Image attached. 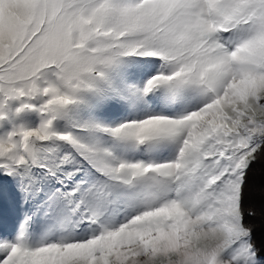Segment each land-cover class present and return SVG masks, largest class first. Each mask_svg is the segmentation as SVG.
I'll return each mask as SVG.
<instances>
[{
  "label": "snow or ice",
  "instance_id": "obj_1",
  "mask_svg": "<svg viewBox=\"0 0 264 264\" xmlns=\"http://www.w3.org/2000/svg\"><path fill=\"white\" fill-rule=\"evenodd\" d=\"M258 171L264 0H0V264H264Z\"/></svg>",
  "mask_w": 264,
  "mask_h": 264
},
{
  "label": "trees",
  "instance_id": "obj_2",
  "mask_svg": "<svg viewBox=\"0 0 264 264\" xmlns=\"http://www.w3.org/2000/svg\"><path fill=\"white\" fill-rule=\"evenodd\" d=\"M254 169L261 168L260 163L253 165ZM257 193L254 197L253 203L255 204L257 215L255 217H246V223L253 228V240L257 247L261 249V255L264 256V196L261 195L259 188L264 186V173L258 171L256 176ZM248 197L245 198V206L247 207Z\"/></svg>",
  "mask_w": 264,
  "mask_h": 264
},
{
  "label": "rangeland",
  "instance_id": "obj_3",
  "mask_svg": "<svg viewBox=\"0 0 264 264\" xmlns=\"http://www.w3.org/2000/svg\"><path fill=\"white\" fill-rule=\"evenodd\" d=\"M16 194L8 188H0V206H2L3 211L6 216H9L10 213L15 211L14 201ZM12 218L9 216L7 221V226L11 227Z\"/></svg>",
  "mask_w": 264,
  "mask_h": 264
}]
</instances>
